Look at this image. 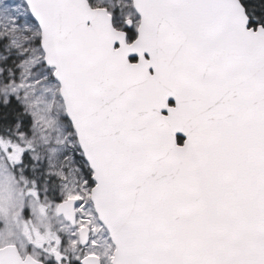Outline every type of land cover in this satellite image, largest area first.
Wrapping results in <instances>:
<instances>
[{"label": "snow or ice", "instance_id": "snow-or-ice-1", "mask_svg": "<svg viewBox=\"0 0 264 264\" xmlns=\"http://www.w3.org/2000/svg\"><path fill=\"white\" fill-rule=\"evenodd\" d=\"M0 264H264V0H0Z\"/></svg>", "mask_w": 264, "mask_h": 264}]
</instances>
